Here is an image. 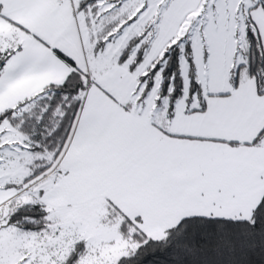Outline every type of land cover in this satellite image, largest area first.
I'll return each instance as SVG.
<instances>
[{
    "label": "snow or ice",
    "instance_id": "snow-or-ice-1",
    "mask_svg": "<svg viewBox=\"0 0 264 264\" xmlns=\"http://www.w3.org/2000/svg\"><path fill=\"white\" fill-rule=\"evenodd\" d=\"M0 264H264V0H0Z\"/></svg>",
    "mask_w": 264,
    "mask_h": 264
}]
</instances>
